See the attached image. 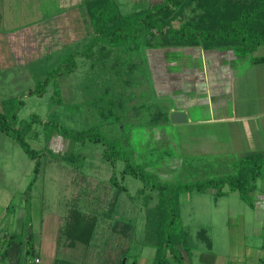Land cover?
<instances>
[{
    "label": "rangeland",
    "instance_id": "374dc122",
    "mask_svg": "<svg viewBox=\"0 0 264 264\" xmlns=\"http://www.w3.org/2000/svg\"><path fill=\"white\" fill-rule=\"evenodd\" d=\"M5 1L0 4L4 6L0 7L2 11L7 5L14 9L0 11V112L15 111L14 128L22 129L25 142L38 152L39 168L34 173V162L11 135L0 131V236L12 234L17 242L30 234L33 255L23 254L19 264H33L34 257L36 264H50L54 254L78 262L84 247L79 243L71 247L61 236L67 219L74 213L81 215L79 219L93 222L105 219L115 202L112 219L129 220L134 225L131 250L125 263L124 258L121 262L151 260L154 251L143 243V213L144 205L156 201V193L148 188L138 192L143 183L121 175L124 159L115 161L113 167L105 162V145H115L123 158L140 167L149 177L148 185L192 183L233 171L232 162L240 151L234 146L233 126L155 123L152 114L158 106L164 105L169 115L188 111L185 105L174 101L181 93L168 92L166 87L170 65L192 61L181 56L179 52L183 51L179 49L140 52L129 51L130 46H125L124 52L131 53L132 58L145 59V68L139 69L131 84V73L126 65L121 66L128 55H121L112 45L98 43L91 57L74 58L73 71L50 79L42 95H27L28 90L39 88L36 82L48 72L62 63L68 65L69 53L82 51L93 32L83 9L85 0ZM112 1L118 12L126 15L162 0ZM191 15L190 8L184 9L183 20ZM171 24L177 27L179 21ZM234 53L241 68L249 64L250 57L264 56V46L253 53L236 48ZM261 70L253 67L239 81L247 85L243 95L255 96V102H264ZM180 77L174 76V80L184 84ZM144 84L148 90L142 89ZM194 107L200 110L203 106ZM32 117L40 122L52 121L56 126L31 122ZM79 132L98 136L101 141L72 140L71 134ZM215 136H221L220 141ZM194 139L200 142L197 151L187 146ZM112 170L126 188L125 194H119L109 183ZM263 185L256 182V187ZM179 211L180 226L187 232V242L192 247L191 264H219L223 258L231 262L240 252L249 253L246 263L254 264L252 258L261 257L264 252V211L252 209L236 192L218 198L212 189L183 192ZM200 230L205 232L209 247L197 237ZM0 264L9 262L0 260Z\"/></svg>",
    "mask_w": 264,
    "mask_h": 264
},
{
    "label": "trees",
    "instance_id": "16d2710c",
    "mask_svg": "<svg viewBox=\"0 0 264 264\" xmlns=\"http://www.w3.org/2000/svg\"><path fill=\"white\" fill-rule=\"evenodd\" d=\"M1 2L2 0L0 4ZM82 5L93 36L82 51L69 53L66 60L70 61L68 65L62 63L53 72H48L42 81L36 82L39 88L28 90L27 95H42L50 79L73 71L74 58L91 57L93 47L98 43L112 45L121 55H128L126 61L121 62V66L124 68L126 65L125 69L131 73V84L134 83L139 69L145 68V59L132 58L131 53L124 52L125 46H130L127 47L129 51L140 52L171 48L202 51L241 48L248 53H253L258 47L264 46V0H162L142 11L126 15L118 12L112 0H85ZM187 8H190L192 15L183 20V11ZM173 20L179 21L177 27L172 26ZM250 59L251 63L264 62V56ZM147 86L144 84L142 89L148 90ZM162 106L160 108L158 106L152 114L155 123L160 125L169 121L168 112L165 106ZM34 120L35 117H32L31 122ZM35 121L42 126H56L52 121L40 122L38 119ZM15 123H17L15 111L0 112V131L12 136L23 153L34 162L33 171L36 173L39 168L38 152L25 142L22 129H15ZM25 126H30V123H26ZM71 139L80 143L101 141L98 136L84 132L71 134ZM103 152L102 159L111 167L115 161L124 159L121 175H129L140 180L143 187L138 192L148 188L156 193V201L153 205H144L143 213V243L154 251L149 264H190L189 255L192 247L189 246L188 234L180 226L179 221L181 193L212 189L214 197L218 198L228 192H236L240 200L252 207L250 194L255 191L258 180L264 183V153L261 152L238 156L232 162L233 171L230 173L202 181L172 185L161 182L148 185L149 177L140 167L132 165L126 157L123 158L113 144L105 145ZM61 158L66 159L63 155ZM108 181L119 194L126 193V188L119 183L113 170ZM115 207L116 203L113 202L108 209L107 218L105 216V219L102 217L95 222L79 219L78 216L81 215L76 213L70 216L63 226L61 236L71 247L76 243L81 244L84 247L82 256L78 262H73L57 258L54 254L50 264H121L122 258L125 263L133 243L134 225L129 220L112 219ZM198 236L206 242L207 247L210 246L203 230L197 232ZM22 240L15 242L12 234L3 233L0 236V260L8 261L9 264H19L23 254L33 255V246L29 243L30 234L24 236ZM35 260L34 257L33 264L37 263Z\"/></svg>",
    "mask_w": 264,
    "mask_h": 264
},
{
    "label": "crops",
    "instance_id": "0c3cea01",
    "mask_svg": "<svg viewBox=\"0 0 264 264\" xmlns=\"http://www.w3.org/2000/svg\"><path fill=\"white\" fill-rule=\"evenodd\" d=\"M8 2V0L5 1V3ZM1 7L4 8V6ZM9 7L11 6L7 5L5 11L12 12L14 8L11 7V9ZM5 11L3 9L2 12ZM182 51L179 52L182 54L181 56H187L186 58L192 61L188 60V62L175 64H171L170 62L171 69L165 70L170 77L169 84L166 87L169 90L168 92L178 91L181 93V95L175 96L174 101L178 102L177 105H185L186 111H188L184 113V121L172 123L169 111L167 110L168 122L178 125L196 122L201 123V125L204 123L214 126H218L219 124L223 125V127L233 126L234 146L236 150H240L237 152L238 156L251 152L264 153V102L261 100L255 102V96L243 95L244 91L242 90H245L247 85L239 84L241 78L253 67L263 69L261 72L264 74V62L251 63V59H249L248 65H241V68H238V59L235 56L234 49L214 51L183 49ZM167 68H169L168 65ZM238 69L239 72H237ZM174 76H181L180 78L184 80V84L181 82L179 84L176 78L174 80ZM194 106L203 107L199 110L198 107ZM187 125L189 126V124ZM218 127H216L215 132H217ZM220 137L215 136V140L220 141ZM199 143L197 139L192 140L187 143L188 149L197 151L201 148ZM250 196L252 198V209H261L263 212L264 185L262 187L257 186ZM258 248L262 249L260 246ZM257 253H259V250ZM246 254L240 252L239 256L231 258V262L223 258L219 264H231L233 261L247 264L248 259L245 258ZM260 255L261 257L255 256L252 258L254 264H264V252H261ZM249 260H251V257H249ZM149 262L150 260L143 258L137 259L136 264H149Z\"/></svg>",
    "mask_w": 264,
    "mask_h": 264
},
{
    "label": "water",
    "instance_id": "95a60500",
    "mask_svg": "<svg viewBox=\"0 0 264 264\" xmlns=\"http://www.w3.org/2000/svg\"><path fill=\"white\" fill-rule=\"evenodd\" d=\"M184 113H182V112H177V113H174V114H171L170 115V121L172 122V123H178V122H182V121H184ZM28 231V230H27ZM121 264H123V262L121 263Z\"/></svg>",
    "mask_w": 264,
    "mask_h": 264
},
{
    "label": "built area",
    "instance_id": "2783aa9c",
    "mask_svg": "<svg viewBox=\"0 0 264 264\" xmlns=\"http://www.w3.org/2000/svg\"><path fill=\"white\" fill-rule=\"evenodd\" d=\"M35 262H37V260H35Z\"/></svg>",
    "mask_w": 264,
    "mask_h": 264
}]
</instances>
